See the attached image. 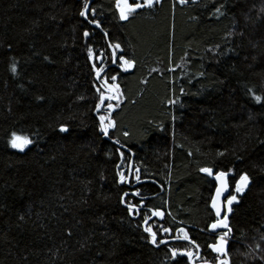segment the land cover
Wrapping results in <instances>:
<instances>
[{"label": "trees", "instance_id": "trees-1", "mask_svg": "<svg viewBox=\"0 0 264 264\" xmlns=\"http://www.w3.org/2000/svg\"><path fill=\"white\" fill-rule=\"evenodd\" d=\"M90 7L100 29L79 15L82 0H0V264H215L216 184L202 167L228 172L237 196L230 264H264V0H160L128 20L115 0ZM109 43L132 68L112 63ZM89 46L101 60L88 58ZM93 63L108 68L99 81ZM105 75L122 95L97 112ZM108 103L116 127L105 136L98 116ZM13 132L32 144L12 148ZM137 168L143 183L133 188ZM242 174L249 183L236 193ZM156 209L165 217L147 225L153 245L143 218ZM181 228L199 250L159 243ZM173 248L199 255L173 259Z\"/></svg>", "mask_w": 264, "mask_h": 264}, {"label": "snow or ice", "instance_id": "snow-or-ice-1", "mask_svg": "<svg viewBox=\"0 0 264 264\" xmlns=\"http://www.w3.org/2000/svg\"><path fill=\"white\" fill-rule=\"evenodd\" d=\"M160 0H143V2H138V0H115V9L119 13V19L120 20H128L129 17L133 14L136 13L138 9H141L145 6L147 7H152L154 6L155 3H159ZM191 2L194 4L196 3V0H191ZM179 3L181 4H187L189 3V0H179ZM91 0H82V8L79 12V15L83 17L85 20L88 21V23L95 25L96 28H101V23L98 19H96L97 15V9L95 7H90ZM223 5L216 7L214 11V15H223L222 12ZM264 12V9L261 10ZM89 16L92 18L89 19ZM103 35L107 37L108 33L106 31L103 32ZM83 36L88 37L89 32L85 30L83 32ZM11 47V45H9ZM109 47L113 50L112 51V63H117L119 61L120 67L124 70L130 69L133 67L135 61L131 59H126L123 54L119 55L117 58V50H121V45L119 43H109ZM88 52V58L92 60L95 56L96 60H101L102 55H97L94 54L93 48L89 46L87 48ZM49 58L47 56L44 57V60H48ZM10 70L13 74H17L18 71V65L17 62L14 60L13 63L10 66ZM92 70L95 72V75L97 79H101V73L104 71L103 66L101 65L100 67H97L95 63L92 64ZM199 75L203 76L204 73L201 72ZM111 81H115L117 79L116 75H111L110 77ZM109 77L107 75L104 76L103 78V88L106 91H101L100 88H97L96 91L99 93V103L95 106L97 112H99L101 105L104 104V101L107 100H119L120 96L122 93L120 92V86L115 83H109L108 82ZM181 93L184 92V89H180ZM249 93H252L253 98L255 101L260 102L262 100L261 95H256L251 88L248 89ZM107 93V94H106ZM38 99H43V97H38ZM169 104H176L179 103V98L176 100H169ZM118 106V105H117ZM114 105L112 103H108L106 105V110L107 113L109 114H101L98 116L99 119V129L100 132L108 136L109 135V130L113 129L116 127V122L115 120L111 119L110 113L113 110ZM175 118V117H173ZM59 130L61 132H67L68 128L65 125H60ZM125 136L128 135L127 132L124 133ZM10 145L14 149H19L23 151L28 145L32 144V139L29 138L28 136H22L18 135L16 132H13L11 134V139L9 141ZM119 143V141H117ZM223 155V153H221ZM121 158L124 157V153H120ZM200 172L206 173L209 176H214L215 180L218 182L216 189H215V195L211 197V208L215 210V219L214 221L208 225L209 230L215 235V241L213 243H210L207 245L208 248L212 250V252L216 253L217 255L215 256V264H230V257L228 254V250L226 245L228 244V237L229 234L232 232V228L229 225V218H228V213L232 212V207L231 205L233 202L237 201V196L236 195H228L226 198V212L222 215V208L224 205L221 203V195L228 189V181H227V176L228 172L225 171H217L214 172V170L210 167H202L199 169ZM140 170L137 168L135 169V179L139 181L140 179ZM118 176L120 179V182H126L128 180V177L125 175L124 172H118ZM249 183V177L247 174H242L239 177V180L235 182V192L236 193H242L245 188L247 187ZM135 195H139V192L137 191L134 193ZM128 193H124V196H127ZM122 202L123 198H122ZM127 210L129 213L138 212V207L135 204H128L127 205ZM152 216L156 217H163L164 213L160 211L159 209L153 210L151 213ZM21 220H23V217H20ZM150 217H144L143 218V223L145 227L143 228V231L148 234L149 242L153 245L158 244V234L156 231L153 230L151 226L148 225ZM218 229H224L225 231L219 232L218 235H216V231ZM163 232H170L171 229L169 228H162ZM179 233L182 234L180 238H182L185 241H188L190 244L194 245L197 250H199V245L196 243L195 240L190 239L188 232L185 231L183 228L177 230ZM159 243H166V241H159ZM259 247V245H257ZM171 257L175 259L178 255L182 257H187L190 261L194 256L199 255L198 251L193 252L190 249H179V248H173L170 250ZM204 264H210L208 260H204Z\"/></svg>", "mask_w": 264, "mask_h": 264}, {"label": "water", "instance_id": "water-1", "mask_svg": "<svg viewBox=\"0 0 264 264\" xmlns=\"http://www.w3.org/2000/svg\"><path fill=\"white\" fill-rule=\"evenodd\" d=\"M93 2V0H91V3ZM91 5V4H90ZM94 27H95V25H94ZM97 29H100V28H97ZM111 51H113L112 49H111ZM114 65H115V63H114ZM107 69L108 68H106L102 73H101V78H102V76L104 75V73L107 71ZM100 80V79H99ZM98 80V81H99ZM106 91V90H105ZM107 94V93H106ZM101 108H103V106L101 107ZM133 161L131 162V166H130V169L132 170V168H133ZM208 175V174H207ZM209 176V175H208ZM212 178H213V181L215 182V184H216V186H217V184H218V182L215 180V178H214V176H211ZM130 180H131V176L129 177V180H128V184L130 183ZM227 181H228V185H229V179H228V177H227ZM141 183H143L142 181H139V182H137L136 184H134V186H133V188L134 187H137L139 184H141ZM248 186V185H247ZM230 193H231V189H230V185H229V187H228V189L221 195V203H222V205H224V207L222 208V215L224 214V212H226V208H225V201H226V198H227V196L228 195H230ZM214 195H215V193H214ZM213 211L215 212V210L213 209ZM163 212V211H162ZM164 213V215H163V217H156V216H152V218L148 221V223L150 222V221H152V220H154L155 218H158V219H160V220H162V219H164V217H165V212H163ZM221 230H224V229H218L216 232H219V231H221ZM173 242H188V241H185V240H183L182 238H176V239H172V240H168V241H166V243H173ZM189 243V242H188ZM226 247H227V245H226Z\"/></svg>", "mask_w": 264, "mask_h": 264}]
</instances>
